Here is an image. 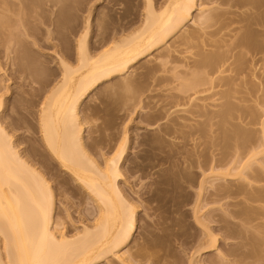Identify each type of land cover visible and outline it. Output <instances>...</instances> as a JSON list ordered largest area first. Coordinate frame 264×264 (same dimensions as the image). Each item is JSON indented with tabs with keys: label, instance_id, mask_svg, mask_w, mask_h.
Segmentation results:
<instances>
[{
	"label": "bare ground",
	"instance_id": "bare-ground-1",
	"mask_svg": "<svg viewBox=\"0 0 264 264\" xmlns=\"http://www.w3.org/2000/svg\"><path fill=\"white\" fill-rule=\"evenodd\" d=\"M64 1L50 0L49 2L53 6L52 8H56L61 3L64 5ZM154 1L156 0H146L143 23L141 22L140 28H135V32L132 30V34L128 32V36L125 34L126 37L122 35V38H112L111 41L110 39L107 40L108 38L105 36L108 30L106 24L110 20L107 23L104 20L107 16L111 15L107 14L106 16L105 14V18L100 17V33H97L100 36L97 38V40L100 38V41H98L100 43L99 47L90 45L88 31H86L77 40L75 57L68 53V48L63 49L65 51H62V54L59 52L57 68L51 73L53 78H46L42 82L39 81L40 89L36 90L38 92L37 97L41 100L38 116V133L41 134L40 142L45 148L43 152H40V149L32 145L31 152L29 151L32 158H25L27 156L25 152L30 147L23 149V152H21L22 150L19 152L15 144H13L12 137L3 126L5 124L11 127L12 123L6 122V119H11V115L9 118H7L8 115L5 116L6 118L0 116V264H98L108 262L109 256L114 257L120 264H133L130 257L131 254L129 256L127 254L130 252L126 253L128 257L121 253L131 243L136 231V209L127 200L122 188L119 186V181L123 179L121 167L125 159L128 139L125 136L123 143L119 144L117 149L111 150V154L106 156L102 162H99L92 157L89 151L94 150L100 143L102 144L104 141H107L110 135L106 134L105 130L100 129V132L96 131L99 133L97 137H93L90 143L85 142L80 108L83 102L98 87L103 84L105 85V83L107 84L109 81H114L116 78L125 76L131 69L140 66L143 60L153 56L154 53H158L156 54V60L160 62H156L160 63V67L167 66L168 64L175 65L170 70L172 76L170 79L168 78V83L171 85L169 90L171 93L168 96L170 99L165 107L161 108V105L160 110H158L160 111L161 119L170 117V115L172 116V113L175 114L174 112L179 110V107L189 106L188 108H191L190 110L187 108L189 115L202 120L196 122L198 125L194 129L191 128L192 131L190 130L191 132H188L187 136L194 138L197 136L196 139H192L195 143L196 141L200 143L203 138L204 140L206 138L207 140L201 143L203 147H207L204 145L207 144L211 149H213L212 147H220V150L222 146L225 153L223 151L217 153L219 155L225 154V157L222 158L220 156L219 160L231 159L230 161L228 159L225 161L228 167L226 164H223V161L222 163L220 161L219 163L218 160L216 161L220 165L216 164L217 168L213 167L212 163L211 165L209 163V169L207 168V170H211L209 174L214 179L219 177V180L220 177L225 175L224 177H228L229 180L235 183L246 180L244 176L248 174L256 183H264V168L261 170L264 162L260 167L261 171L254 168V166L261 164V162H256L258 165L254 163L255 160L259 159V156H263L261 160L264 161V120L263 122L261 120L260 122L258 121L261 113L258 114L257 111L259 110L255 106L251 108L250 105L248 107L245 106L246 104L244 105V102L247 103V97H252V99L247 100L249 102L256 100L255 103L257 102L263 106L264 72L255 76V72L252 71L254 72L252 76L255 77L252 82H256L257 85V82H259L263 88L260 85L256 86L254 83V88H247L249 84L243 80L242 82L246 83V87L242 85L243 88L245 87V91L237 84V80L241 78L238 76H241L239 75L241 73L238 74L237 72V76L234 75L235 77H230L229 74L230 71L232 74V71H237V68L246 66L245 63L251 61H244L247 54L245 52L251 53V62L255 63V65H259L260 62L264 61V0H201L202 4H199L200 0H164L161 5L154 3ZM38 2L39 0H0V40L2 39L0 41V48L7 42H4V40L10 39L9 36L14 33L11 27L8 28L9 25L13 23V26L16 23L17 25L18 23H22L23 26L25 25V27L30 28L28 25L32 21L30 22L29 16L27 17L25 12L31 13L32 9H35L36 4L39 6ZM33 4L35 5L34 7H32ZM211 5L216 6L209 9V11L204 10V7ZM63 11H65L64 8ZM197 11L199 12V16L196 17L194 14ZM58 13L56 14L54 24L57 29L62 28L63 25L65 26L63 21H60L62 17L60 16L59 18ZM128 14L125 17H130L133 13H130V16H127ZM191 22L198 28L193 30L191 27L189 30H184L190 27L189 23ZM202 26L206 27L203 28ZM207 29L209 31H205ZM26 30L29 29L26 28ZM226 38H230V40L228 41ZM176 44H178V47L187 46L191 52L194 47L199 48L200 51L195 56L193 54L195 57L193 61L186 57L190 62H186V60L185 63L176 59V61L172 60L175 62L173 64L174 62H171L169 59H171V54L176 51ZM200 44H205L206 47L210 46L215 51L209 52L207 50V52ZM5 46L3 47L5 48ZM8 47L5 49H9ZM236 51L245 57L242 61L241 55H233V52ZM233 56L234 61L231 62ZM12 60L16 67L14 69V79L15 77L22 78L25 75V80L28 71L24 64L21 61L19 63L15 62V58ZM177 60L181 61V63ZM233 66L235 69L231 68ZM241 68V71L244 72V67ZM226 73L229 74V77L226 76ZM125 84L122 85V89L131 88V91L133 82L128 80ZM119 87L121 88V86ZM136 87L138 86L134 88ZM120 88L118 90L121 92L122 89L120 90ZM239 88L243 89L241 90L243 91V93L241 92L242 95L247 96L245 101L243 99L244 96L242 97L243 100L240 97L241 100L239 99L240 101H238V96L236 95L239 94ZM206 102H209V104H206ZM4 103L3 95H0V112ZM87 109L89 110L88 107ZM94 109L92 108L90 113L94 114ZM172 109L176 110L171 111ZM185 110L181 111L187 113ZM248 120L250 121L247 122ZM258 122L259 124H257ZM252 124L253 126L255 124L261 125L259 131L260 137H258V134L255 135L256 130L246 128ZM173 126L176 127L174 124ZM105 129L107 130V128ZM174 129L172 125L171 127L170 125H166L162 131L169 137V135L172 136L176 132L177 128ZM94 134H96L95 131ZM185 135L183 138L186 137ZM36 136L30 137V141L36 143L39 140V136L38 140ZM162 137L154 135L150 139H146V143L158 145L161 142L162 144ZM198 139L201 140L198 141ZM142 143L143 145L145 144L143 141ZM231 150L234 153L236 152L235 154L233 153V156L231 155ZM239 151L241 154L238 153ZM38 155L41 157L39 160L36 158ZM54 162L65 174L75 181L80 190H83L96 203L98 212L94 222L90 227L84 226L81 235L68 237L64 233L58 234V224L54 222L53 217L55 196L52 186L47 180L48 177L46 178L45 176L49 175L48 171ZM131 163L133 165H131V169L143 166L140 163H138L139 165L136 162ZM221 164L223 165L222 168ZM224 166L228 169H225L226 167ZM220 168L224 172L222 171L221 173ZM216 169L219 172L215 171ZM227 171L228 173H225ZM210 175L204 174L203 178L205 179H202V181L204 182L207 179L206 177H210ZM184 176L188 180V176L192 175L187 174ZM192 178L190 177V179ZM182 179L184 180L183 176ZM203 182L200 184L201 190L204 188L202 184L204 185L206 181ZM249 183L251 184V182ZM248 184L246 183L247 186H250ZM231 187L229 189L220 185L217 190L215 189L216 193H214L213 197L223 196L225 199L231 197V195H237L236 197L245 195L244 198L248 196V199L245 198V200L247 199L246 201L251 202V204L245 203L246 205L244 206V201L243 207L240 202V206L243 208L239 206L242 210L240 209L241 211L237 212V214L245 217V222L257 224L256 221L264 216V207L259 206L258 208L255 205L253 206V204L264 203L263 186H256L254 191L249 190L251 187L248 189L247 187H243V185L236 186V188L235 186ZM225 195L228 196L225 197ZM243 217L240 218L242 219ZM262 219L264 220V217ZM248 223L245 224L247 225ZM261 224H264V222ZM257 226L255 225V228ZM230 233L233 234V232ZM243 235L240 238L246 242L248 237ZM207 238L208 244L204 245L203 248L201 247L204 253L217 249L218 238L216 235L214 236L211 232H208ZM261 238H263V235ZM263 239L261 240L264 241ZM249 242L252 243L250 244ZM262 243L258 240H248L247 243L239 244V247L241 245L244 249L250 245L252 249H248L250 251L253 250V253L258 255L264 251L262 250L264 249L262 248ZM258 245L260 247L259 250ZM243 249H236L239 250V253L241 251L239 256L243 255ZM232 250L236 252L235 249H231V252L229 251L228 254L230 255L231 253L232 257L233 255L237 256L238 251L235 253ZM257 250L259 251L258 254ZM137 252L141 253L139 250ZM244 255L245 259L249 257V254ZM260 257H262V254ZM219 258V261L223 264L224 260H221V254ZM253 258L255 259L254 256ZM238 260L233 263L236 264L235 262ZM243 260L238 262V264H241V262L245 264L246 262ZM247 260H250V258ZM227 262L226 264L229 263Z\"/></svg>",
	"mask_w": 264,
	"mask_h": 264
},
{
	"label": "rangeland",
	"instance_id": "rangeland-1",
	"mask_svg": "<svg viewBox=\"0 0 264 264\" xmlns=\"http://www.w3.org/2000/svg\"><path fill=\"white\" fill-rule=\"evenodd\" d=\"M45 1L39 0V6L36 4L35 9H32V11L30 10L31 13L25 12L26 16H29L30 22L32 21L31 24L28 25L30 28L25 27V25L23 26L22 23H18V25L16 23V25L14 24L13 26L12 23L8 26V28L11 27V30L13 29L15 34L10 30L14 36L11 35L12 37L9 36L10 39L7 38V40H4V42H8H6L7 44L5 43L7 46L3 45L1 42L5 48L10 45L8 47L9 49H5L3 46L0 48V95H3V100L5 101L0 112V116L5 117L8 115L7 118H9L11 115V119H6V122L12 123L11 127L5 124H3V126L7 130L6 132L12 137L13 144H15V147L19 152L21 150V152H23V149L30 147L25 152L27 153L25 158H32L30 155L32 145H35L38 149H40V152H43L45 149L40 142L41 134L38 133V116L41 100L37 97L38 92H36V90L40 89L39 83L44 81V79L53 78L51 73L57 68L58 54L65 51L63 49L68 48V53L75 57L77 40L86 31H88V40L90 41V45L93 47L95 45V47H99L100 43L98 41H100V38L98 40L97 38L100 37L98 34L100 33L101 18H105V14L106 16L107 14L111 15L107 16L104 20L105 23L110 20L106 24V28H108L106 33L107 35L105 34L108 38H106L107 40L110 39L111 41L112 38L119 39L122 38V35L125 36L126 34V36H128L129 33L132 34V30L135 32V28H140L142 25L141 22L144 20L143 16H145L144 8L146 9L147 3L146 0H65L64 5L61 3L58 6L60 8H52L53 6L49 2L50 0L47 2ZM163 2L164 0L154 1V3H158L159 5H161V3L163 4ZM199 4H202L201 0L199 1ZM34 6L35 5L33 4L32 7ZM214 6L216 5L206 6L204 7V10L209 11V9ZM63 8L65 11H63ZM60 10L61 12H59ZM57 13L59 14V18L60 16L62 17V20L60 19V21H63L65 24L62 28L58 27L59 29H57L54 25ZM130 13H133L132 16H130ZM126 14L130 17H125ZM194 15L196 17L199 16V12H195ZM192 22L189 23L190 27L184 30H189L191 27L193 30L198 28L197 26H194ZM26 28L29 30H26ZM205 31L209 30L207 29ZM205 38L207 39L206 36ZM226 39H228V41L230 40V38ZM177 45L178 44H176V46ZM176 46V51L171 49L172 51H175L170 56L171 59L169 60L171 62L176 61V59L185 62L187 58L193 61L196 53L200 51L199 48L194 46V48L192 47V52L188 50L187 46H177V49ZM201 46H203L206 51H215V49L210 48V46L206 47L205 44ZM236 52H233V55H241V61L245 57V62L249 60L252 61L251 53L248 54L249 52L244 51L248 54H246L247 56L244 54V57L242 54H239V52ZM156 54L158 53H154L153 56L143 60L142 63H140L141 65L138 64L140 66H135L136 68L131 69L125 76L116 78V80L109 81L107 84L105 83V85L103 84L98 87L90 94L85 102H83L80 108V116L83 121L84 128L83 137L85 142L90 143L92 138L97 137L99 135L98 132L101 130H105L106 134L110 135V138L107 141H104L102 144L100 143L94 150L89 151L92 157L99 162H102L106 156H109L111 154V150L117 149L118 145L123 143V138L125 136L128 139L127 151L121 167L123 179L119 181V186L122 188L127 200L136 209V231L131 243L125 247L121 253L126 255L127 252H130L127 254L128 256L131 254L130 257L133 264H221V261H219L220 254L221 260H224V262H222L223 264H226L227 261L234 264V261L240 259L235 262L238 264V262L243 260L245 256L244 254H249L247 259L250 258V260L244 258L245 261H243L246 262L245 264H264V251L261 252L260 250L261 253L258 254V250L260 249L259 245L257 250L258 255L253 253V250H249L252 249L250 245L244 248L246 250H244L240 245L243 249L242 254L244 256H239V254H241V251L239 253V250H242L239 247V244L247 243L248 240H258L264 243V241L261 240L264 238V224H261L264 222L262 219L264 216L258 220L260 221V224L258 221H256L257 224H250L245 222V217L237 214V212L241 211V208L246 205L245 203L251 204V202L246 201L248 196L245 197L247 198L246 200L244 198L245 195H242L243 198L242 196L236 197L237 195H231V197L225 199L223 196H219L220 198L218 196L216 198L215 196L213 197L214 193H216L215 191L218 187H220V185L229 189L231 186H235L236 188V186L243 185V187H247L248 189L251 187L249 190L254 191L256 186L264 187V183L258 181V183H256L253 181L254 179H251L248 176V174L247 176H244L246 179L244 180L246 181L245 184H243L244 181L242 180V182H236L237 184L234 181L229 180L228 177L227 180V178L224 177V174H222L224 176L220 177V180L219 177H216L218 179H214V177L209 174L211 171L207 170V168L209 169V163L210 165L212 163V166L217 168L220 166L219 163H222V161L223 164H226L225 161H227L228 158L219 160L220 156L222 158L225 157V154H218L219 151L220 153L223 151L222 146L220 150V147H212L213 149H211L207 144H204L207 147H203L201 143L206 141V138L205 140L203 138L202 141H200L201 139H198L200 143L197 141L195 143V141H192L194 137L187 136L188 132L192 131L191 128H196V125H198L196 122L200 120L195 116L189 115L187 112L188 109H191L188 108L189 106H182V108L179 107V110L172 109L171 111L176 110L174 112L175 114L172 113V116L170 115V117H165L166 119H161V114L158 110H160L159 108L161 105V108L165 107L170 99L168 96L171 93L169 91L171 85L168 83V78L170 79L172 76L170 70L173 65L168 64L167 66L160 67V61L156 60ZM13 58L16 59L15 62L17 63L21 61L27 69L28 72L25 80V75H23L22 78L15 77L14 79V69L16 67L14 66V62L12 60ZM181 61L178 62L181 63ZM232 61H234V56L231 59V62ZM251 61L245 63L246 66H241L244 67V72L241 71V67L237 68V71L234 70L236 73L232 71L233 76L231 71L229 72L230 77L237 76V72L238 74L241 73L239 74L241 76H238L241 78L237 80V84L242 88L246 83L249 84L247 85V88H254L255 86L253 85L256 84V82H252L253 78L255 79V77L252 76V73L255 72V76H258L257 74L264 72V61L260 62V64L258 63L259 65L256 64L257 66ZM186 62H190V60H187ZM173 64H175V62ZM231 68H234V66ZM229 74L226 76L229 77ZM128 80L133 82V88L131 91V88L126 90L123 88V91L122 85H124L126 81L128 82ZM240 80L241 82L244 80L246 83L242 82L241 84ZM257 83L258 85L256 84V86H259V82ZM119 86H121V88ZM135 86L138 87L134 88ZM260 87L262 86L260 85ZM118 88H120V90L122 89L121 92ZM242 88L238 89L239 94L236 95L238 96V101H240L243 96L245 101L247 97L244 94L242 95L243 91L241 90L244 89ZM247 99H252V97H247ZM247 99V103L244 102V105L246 104L245 106L247 107L250 105L251 108L252 106H255V108L259 110L257 111L258 114L261 113L259 117L262 119L258 118V121L260 122L261 120V122H263L264 104L262 106V104L259 105V103L256 102L257 106L259 105L257 107L255 103L256 100L249 102ZM241 102L240 104H242ZM206 104H209V102H206ZM90 108L94 109V114L90 113ZM181 110H185L187 113H183ZM249 121L250 120L247 122ZM259 122L257 124H259ZM173 124L176 127H174ZM257 124H255V126L252 124L246 128H250L251 130L253 129L254 131L256 130L255 135L258 134V137H260L259 131L261 125L258 126ZM166 125H170V127L172 125L173 129L177 128L178 130L174 129L176 131L174 132V135L172 134V136L169 135L168 137V135H165L162 131ZM177 125H179V127H177ZM105 128H107V130ZM94 131L96 134H94ZM33 135L39 136V140L38 136H36L39 142L37 141L36 143H33V141H30V137ZM154 135L159 137L163 136L161 138L163 141L162 144L161 142L158 143V145L146 143V141ZM184 135L186 137L183 138ZM142 141L145 143L144 145ZM224 151L223 153H225ZM232 151L233 150H231V152ZM233 153L234 152L231 154L232 156L236 152L234 154ZM238 153L241 154L240 151ZM40 155L36 157L38 160L41 159ZM261 158H263V156H259L260 160ZM259 159L257 161L255 160L254 163L261 162V164H259L260 166L256 163L259 167L254 166V168L260 170L264 161H260ZM217 160L220 162H216ZM228 160L230 161L231 159ZM131 162H136L137 165L140 163L143 164V166L141 165L142 167L139 166L137 169H131ZM222 166L223 165L221 164V168ZM226 166L228 167L227 164ZM227 167L225 169H228ZM221 168L219 170L222 173L223 170H221ZM263 168L264 166L261 170H263ZM219 170L216 169L215 171L219 172ZM48 172L49 175L45 176L46 178L48 177L47 180L50 182L55 196V211L53 213V217L54 222L58 224V234L60 235L61 233H64L68 237L81 235L84 226L90 227L94 222L98 212L96 203L88 195H86L83 190H80L75 181L65 174V172H63L55 162ZM225 173H228V171ZM187 174L192 175L190 177L193 178L190 179L188 176L187 180L186 176H184ZM204 174H207L208 176L210 175V177H206V182L204 181L205 184H202V187L204 186V188L201 190L200 184L203 182L202 179H205L203 178ZM182 176L184 180L182 179ZM249 182H251L252 185ZM246 183H249L248 185L250 186H247ZM263 187L262 189L264 191ZM227 196L228 195H225V197ZM240 202L242 206L244 202L243 207L240 206ZM254 205L258 208L259 206L264 207V203L262 202L253 204V206ZM240 217L243 218L241 219ZM244 222L249 225H246ZM255 225H258L259 227L257 226L255 228ZM228 227L230 230H228ZM242 231L243 233H241ZM208 232H211L218 238L217 249L204 253L202 248L209 242L207 240ZM230 232H233V234ZM242 235L248 237L246 242L244 239L240 238ZM262 235L263 238H261ZM263 243L261 244L262 248H264ZM231 249H239L236 250V252L232 250L235 253L238 251V257L234 255L232 257L231 253L230 255L228 254L229 251L231 252ZM138 250L141 251V253L137 252ZM261 254L262 257H260ZM222 255H224L225 258L224 256L222 257ZM109 261L98 264H120L116 259H114V257L111 256H109Z\"/></svg>",
	"mask_w": 264,
	"mask_h": 264
}]
</instances>
